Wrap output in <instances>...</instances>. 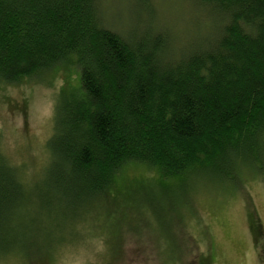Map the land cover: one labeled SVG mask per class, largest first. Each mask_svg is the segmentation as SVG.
<instances>
[{"label":"trees","instance_id":"1","mask_svg":"<svg viewBox=\"0 0 264 264\" xmlns=\"http://www.w3.org/2000/svg\"><path fill=\"white\" fill-rule=\"evenodd\" d=\"M197 2L220 25L183 52L162 31L106 27L99 0H0V83L78 69V87L55 98L39 177L25 181L0 153V258L78 245L129 164L153 169L146 181L162 190L175 178L264 181V0ZM168 245L159 252L187 264Z\"/></svg>","mask_w":264,"mask_h":264},{"label":"rangeland","instance_id":"2","mask_svg":"<svg viewBox=\"0 0 264 264\" xmlns=\"http://www.w3.org/2000/svg\"><path fill=\"white\" fill-rule=\"evenodd\" d=\"M99 8L106 27L122 35L162 31L172 49L183 52L197 48L220 25L219 16L197 0H99ZM76 87L78 69L65 65L0 83V153L25 181L38 178L49 162L46 144L57 94ZM147 178L158 175L142 165L125 166L118 187L110 190L114 202L105 204L104 216L86 223L89 235L78 245L60 246L52 260L41 261L19 247L0 264H180L159 252L165 238L187 264H264L259 176L237 175L226 186L205 177L175 178L164 183L172 186L168 190Z\"/></svg>","mask_w":264,"mask_h":264}]
</instances>
